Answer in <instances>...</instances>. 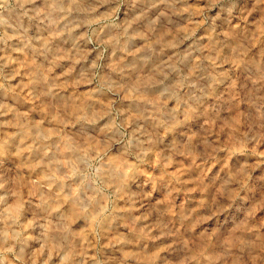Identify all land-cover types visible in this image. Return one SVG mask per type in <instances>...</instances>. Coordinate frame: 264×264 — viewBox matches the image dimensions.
Returning a JSON list of instances; mask_svg holds the SVG:
<instances>
[{
  "label": "clouds",
  "instance_id": "obj_1",
  "mask_svg": "<svg viewBox=\"0 0 264 264\" xmlns=\"http://www.w3.org/2000/svg\"><path fill=\"white\" fill-rule=\"evenodd\" d=\"M0 264H264V0H0Z\"/></svg>",
  "mask_w": 264,
  "mask_h": 264
}]
</instances>
